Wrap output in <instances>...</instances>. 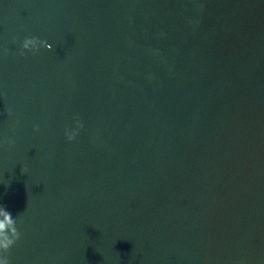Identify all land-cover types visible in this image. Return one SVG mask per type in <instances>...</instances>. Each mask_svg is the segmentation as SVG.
I'll return each mask as SVG.
<instances>
[{"label": "water", "instance_id": "water-1", "mask_svg": "<svg viewBox=\"0 0 264 264\" xmlns=\"http://www.w3.org/2000/svg\"><path fill=\"white\" fill-rule=\"evenodd\" d=\"M0 206L10 264H264V0H0Z\"/></svg>", "mask_w": 264, "mask_h": 264}, {"label": "clouds", "instance_id": "clouds-1", "mask_svg": "<svg viewBox=\"0 0 264 264\" xmlns=\"http://www.w3.org/2000/svg\"><path fill=\"white\" fill-rule=\"evenodd\" d=\"M43 45V47H41ZM40 48H46L49 51H52V45L48 44L45 41H40L38 38L32 37V38H25L20 55L24 54V51H32L33 54H36ZM9 116H11L13 113L11 110H9ZM77 127L78 129H83L84 125L79 121V118L77 117ZM39 130L38 128L36 129ZM67 139L69 142H72L75 140L76 136L78 135L77 131H71L66 130L65 133ZM9 146L11 147L14 145L13 140L7 141ZM27 169H23V172H26ZM0 216H3V219L0 220V235H2L3 239L0 240V253H8L9 250L12 248V246L16 243L17 240L20 238V234L17 231L16 228V221L13 219L12 214L6 210L4 206H0ZM7 229V231H5ZM0 264H10V260L7 257V255H4L2 258H0Z\"/></svg>", "mask_w": 264, "mask_h": 264}]
</instances>
